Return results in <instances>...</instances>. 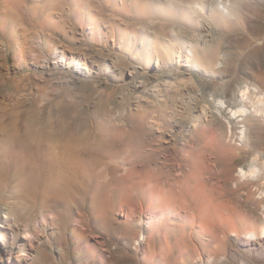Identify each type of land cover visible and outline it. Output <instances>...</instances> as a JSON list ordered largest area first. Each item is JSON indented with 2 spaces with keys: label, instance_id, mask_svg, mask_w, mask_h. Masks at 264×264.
Listing matches in <instances>:
<instances>
[{
  "label": "rangeland",
  "instance_id": "obj_1",
  "mask_svg": "<svg viewBox=\"0 0 264 264\" xmlns=\"http://www.w3.org/2000/svg\"><path fill=\"white\" fill-rule=\"evenodd\" d=\"M6 1L0 264H264V238L244 244L253 227L246 217L258 221L257 231L264 225V0H230V13L216 19L214 8L223 11L227 0H149L143 7L151 17L142 8L115 14L64 4L52 13L39 7L42 0ZM89 13L102 16L99 34L80 24ZM162 21H170L163 34ZM52 43L63 59L51 56ZM241 107L246 115L233 113ZM60 123L110 137L115 148L139 144L125 166L160 171L161 186L180 182L178 197L167 201L158 188L153 206L146 194L135 202L113 198L108 208L88 194L78 202L43 190L29 140L43 124L57 133Z\"/></svg>",
  "mask_w": 264,
  "mask_h": 264
},
{
  "label": "bare ground",
  "instance_id": "obj_2",
  "mask_svg": "<svg viewBox=\"0 0 264 264\" xmlns=\"http://www.w3.org/2000/svg\"><path fill=\"white\" fill-rule=\"evenodd\" d=\"M229 1L230 0H227V2L225 4H222L223 5V11H220L221 9L219 7L214 8L213 16L215 19L218 18L221 13H228V12L230 13V10L228 9V8H230V7H228ZM147 2L150 5H152V3H153V1H149V0H42L41 3L40 4L38 3V4L42 10H45V11L51 10L50 12H52V10H54V11L61 10L62 5H64V4H68L71 6L72 5H78L79 7H86L87 9H89V8L94 9V7H97V9L99 8V10H100V8H102V9L108 8V10H111L114 13L118 12L121 14H127V12H129L132 8H134V9L136 8L137 11L140 12L139 10H141V8H142L143 9L142 11L145 13V15L149 14L148 16H150L151 11H148V9L146 10L143 7V5L147 4ZM197 2H196V4H198L199 9L200 8L202 9L203 8L202 3H200V2L197 3ZM232 4H230V5H232ZM17 5H18V3H17ZM17 5H16V7H17ZM8 7H7V9H8ZM18 7H19V5H18ZM4 9H6V8H4ZM21 10L22 9H20V11ZM38 10H37V12H38ZM29 11H30V17H34L36 15L35 8L29 9ZM196 11L199 13L198 9H196L195 12ZM24 12L25 11L23 9V13ZM163 12H164V10H163ZM170 12L171 11H169L168 13H170ZM7 13H8V10H6L5 14H3V17L2 16L1 17L6 19L7 15H9ZM13 15H14V13H13ZM163 15H165V14L163 13ZM17 16H19V14H17ZM139 16H141V15H139ZM167 16H173V15L167 14ZM20 17H22V16H20ZM152 17H154V16H152ZM174 17H175V14H174ZM171 18H173V17H171ZM18 19H20V18H18ZM87 19H88V21L80 20V24L88 23L92 27V32L93 33L97 32L99 34V32H98V28L100 26L99 25V19H102V16L100 15V17H99L95 13L94 14L89 13V16H87ZM161 19H162V17H161ZM63 20H65V19H63ZM104 21H107V20H104ZM167 22H170V21H167ZM167 22H163V21L161 22V23H163V25L160 28V30H158L159 33L163 32L165 30L166 27H164V26L168 25ZM51 24L52 23H49L48 25H51ZM42 25H43V23H42ZM52 25H54V24H52ZM20 26H21V23H20ZM24 30H25V27H24ZM131 30H132V28H131ZM59 31H61V30H59ZM133 31H136V30L133 29ZM12 32L15 34L14 31H12ZM165 32H167V31L165 30ZM163 33H161V34H163ZM112 36H116V34L113 32ZM136 37H137V34H136ZM133 38H134V36H133ZM43 40H44V42H47V44L52 42V39H46V37H43ZM49 45H51V44H49ZM51 49H52L51 53H50L51 56L59 57L61 59H63L65 57V53L62 50L58 49V45H56V43H52ZM156 51H157L158 56L163 58L162 53L164 51L158 50V49H156ZM210 60H211V58H210ZM237 112L239 113V115H246V109L243 107L233 111L234 114ZM49 125H51V124H49ZM12 126H14V125L12 124ZM56 127H57V133L54 132L52 128L47 130L46 129L47 125L43 124L40 127V129L38 130L39 133L37 132V140L34 141L35 140L34 138H33L34 140H32L31 139L32 137L30 138L31 140H29V141H31L32 147H36V149L39 152V158L37 160L39 162V166H41L42 169L44 170V173H43L42 179L37 180V181L40 183L43 190L46 191V190L51 189L50 191H52V192H57L59 190H62L64 195H67V197H70L74 201H78L80 198H83L86 194H88L90 197V200L93 201V203L99 202L98 203L99 207H108V208L111 207L110 204L113 202V198L118 199V200L120 199V201H122V202H124L123 200H127V202H135V201H139L142 198V196H145L146 194H147V196H145V197L149 198V204L151 206H153V200L151 198L155 195L158 188L160 190H162V192H163L162 194L165 196V199L167 201H171L172 199H175V197H178V195H176L177 193H175L176 189H174V188H175V185L177 187L180 182H177V181H174V183L168 182L165 186H161L160 182H159V179L161 178V176H160L161 172L160 171H158V170L152 171L149 167H147V168H136L135 166H125V163L128 162L127 159H129V163H131V164L134 163V161H133L134 157H132L129 154V151H134V152L137 151L138 147L140 146L139 144L136 145L134 143L133 145H131L130 148H124V149L117 148V147L115 148L114 142L110 140V137H106V136L99 137V136H97L95 139L94 136L91 135L90 133L80 134L79 131H77L78 130L77 127H75V126L70 127L69 125L63 124V123L57 124ZM24 132H26V131H24ZM13 136H14V134H13ZM28 137H30V136H28ZM35 138H36V136H35ZM35 143H36V146H33V145H35ZM32 150H33V148H32ZM138 152H139V150H138ZM34 162H36V161H34ZM41 180L43 183H41ZM142 182H147V184H149L151 186V189L148 191L143 190L142 186H141ZM155 189H157V190H155ZM18 191H19V193L22 197L21 199L23 201L28 200V198H27V196H25V194H22V192L20 190H18ZM11 197H13V196H11ZM90 200H89V202H90ZM184 207H186V206H184ZM140 210H141L140 214L142 216H145L146 212L143 211V209H140ZM13 215H15V214H13ZM132 215L133 214H131V211H130V212H126L124 216L127 220H129V219L132 220ZM49 217H50V215H48V213L47 214L43 213L41 215L39 221L46 222ZM246 219L248 220V222L253 227H252V229L248 230L245 233L244 244L247 246H250V245L255 246V245L261 244V243L254 241V240H256V238H257V239H259V241L260 240L263 241L264 225L261 226L260 229L257 231V230H255L256 228L254 227V225H255V223H258V221L256 219H251L250 217H246ZM137 222L141 227H149V225H148L149 223H147V221L141 220L140 218L138 219ZM64 224H62V226H64ZM124 228L126 230H129V231L132 230V226L128 225V224H126L124 226Z\"/></svg>",
  "mask_w": 264,
  "mask_h": 264
}]
</instances>
